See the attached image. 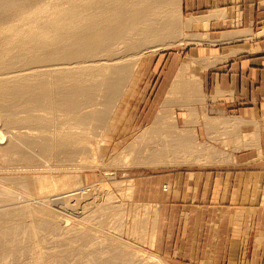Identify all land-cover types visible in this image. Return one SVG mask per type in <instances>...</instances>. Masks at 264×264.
<instances>
[{
    "label": "crops",
    "instance_id": "1",
    "mask_svg": "<svg viewBox=\"0 0 264 264\" xmlns=\"http://www.w3.org/2000/svg\"><path fill=\"white\" fill-rule=\"evenodd\" d=\"M180 14L172 55L188 61L137 72L156 75L140 83L174 119L176 106L192 158L136 166L134 198L156 211V251L173 264H264V0H180Z\"/></svg>",
    "mask_w": 264,
    "mask_h": 264
},
{
    "label": "bare ground",
    "instance_id": "2",
    "mask_svg": "<svg viewBox=\"0 0 264 264\" xmlns=\"http://www.w3.org/2000/svg\"><path fill=\"white\" fill-rule=\"evenodd\" d=\"M173 5V0H0V118L7 126L18 125L20 132L0 135L4 161L31 162L37 155L80 143L79 137L71 135L61 139L56 135L53 142L44 135L38 139L30 131L21 132L50 128L45 114H64L76 126L104 123L110 109L96 108L114 104L126 84V64L116 63L111 72L104 62L124 58L121 54L126 51L157 48L165 39L172 41L176 23L169 11ZM136 68L137 64L132 65L131 71ZM89 107L96 108L81 113ZM152 133L141 150L144 162L177 165V158L164 146L168 138L178 140L175 131ZM187 143L185 138L180 140L181 146ZM46 179H14L13 187L0 184V264L21 259L52 236L54 253L36 256V263L46 259V264H153L113 250L111 244L105 246L106 240L98 241L83 230L65 229L52 206L57 201H72L78 194L68 193L66 177L63 182L51 178L46 183ZM32 196L38 199L36 203L26 199ZM76 207L73 204L69 209Z\"/></svg>",
    "mask_w": 264,
    "mask_h": 264
},
{
    "label": "rangeland",
    "instance_id": "3",
    "mask_svg": "<svg viewBox=\"0 0 264 264\" xmlns=\"http://www.w3.org/2000/svg\"><path fill=\"white\" fill-rule=\"evenodd\" d=\"M173 1L174 5L170 7L169 11L171 18L176 23L175 38L172 41L165 39L162 42L163 46L157 48L149 47L148 49L132 52L126 51V54H121L124 58L104 62V66L109 68L111 72H113L112 68L117 65L116 63L126 64V84L122 87L121 96L114 104L105 103L101 104L100 107H95L96 109L105 108L108 111L110 109L108 119L106 118L104 123L97 125L95 121L91 123L89 121L85 126H76L71 124L70 118L64 114H45L44 118L51 123L50 128L46 130L40 128L35 130L22 129L21 132L30 131L37 138L44 135L43 138L45 136L50 140L53 138V142L57 139L56 135H61L60 139L64 138V135H71L79 137L80 143L62 151L53 149L54 151L52 150L45 156L37 155V158H34L35 160L33 159L31 162L18 161L16 156L11 158L16 161L7 162L4 161V157L0 152V184L13 187L15 182L22 179H29L31 182L37 180L38 182V180L42 181L43 179L44 181L46 178L48 179L45 180L46 183H49L48 181L51 178H53L51 180L55 179L56 181L58 179L57 181L61 180L63 182L66 177L67 182H69V187L66 188H71L67 189L68 193L78 194L79 202L76 195V198L72 197V201L53 202L55 204H52V208L56 212L58 211L57 214L60 216L56 214L57 219L64 222L65 229L80 230V232L83 230L98 241L106 240L105 246L111 244L113 250L117 248L118 251L127 256L132 254L134 258H143L153 264L173 263L156 251L157 213L153 211L151 206L140 204L135 200V179L132 171L139 168L136 166L150 165L144 162V153H141V150L147 145L148 141L145 140L154 134L152 133L154 131L163 130L168 132L169 129L175 131L178 140L171 141V138H168L164 142L165 148L173 153V157L177 158L174 162L178 164L175 166H180L182 163L186 164L192 158L193 143L192 137H187L181 132L177 135V126L181 127L182 125L177 123L176 106H172V111L176 116L174 119V115L166 107V104L164 105V98L160 96L154 98L152 95L153 90L150 88L145 89V84L140 83L144 79L152 82L155 80L156 75L151 72L148 74V78H142L138 74L137 68L134 72L131 71V68L134 64H137L138 67L142 59H147L154 64H165L164 61L167 58H170V60L175 58V62L172 61V64L177 65V67L188 61V58L184 56L172 55L178 50L180 42L185 36L183 32L184 22L180 14V0ZM158 12L165 13L161 9ZM164 55H167V57H164ZM158 60L161 61L157 62ZM173 74L168 72L167 76ZM187 98L181 91L175 99V102H177L175 105L183 107L189 102L191 103L192 100ZM93 108H87L89 112L84 109L81 113H90ZM38 113L40 114V112ZM152 117L155 119H152ZM17 129H19L18 125L7 126L0 118V135L5 136L6 134L8 136L7 132L9 131L11 133L16 131L15 134L20 133ZM183 138L188 142V146L180 145V140ZM188 150H190L189 153ZM13 180L14 183H12ZM67 190H63V192L65 193ZM32 197L30 199L24 198L31 203H36L38 199L36 196ZM88 203H91V205L89 204V206ZM73 204L77 205V210L71 211L69 206L71 207ZM59 236L62 238L61 236L64 235ZM53 237L48 238L49 241L51 240L50 242L38 244L34 249L26 251L21 259L19 258L17 261L9 260L5 264H38L35 261L36 256L49 252L54 253L52 251L54 250ZM34 258L36 259L34 260ZM42 260H39V264H46V259L43 260L44 262H41Z\"/></svg>",
    "mask_w": 264,
    "mask_h": 264
}]
</instances>
